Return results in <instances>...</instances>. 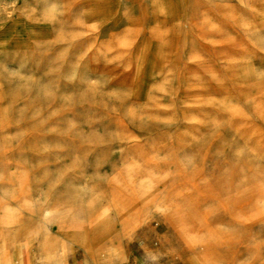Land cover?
<instances>
[{
	"label": "rangeland",
	"instance_id": "1",
	"mask_svg": "<svg viewBox=\"0 0 264 264\" xmlns=\"http://www.w3.org/2000/svg\"><path fill=\"white\" fill-rule=\"evenodd\" d=\"M0 264H264V0H0Z\"/></svg>",
	"mask_w": 264,
	"mask_h": 264
}]
</instances>
